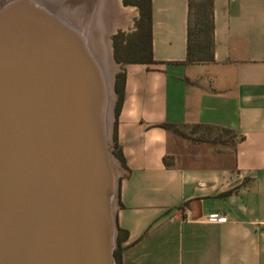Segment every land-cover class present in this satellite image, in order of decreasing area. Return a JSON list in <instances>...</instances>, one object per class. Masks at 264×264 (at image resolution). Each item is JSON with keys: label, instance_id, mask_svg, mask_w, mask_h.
<instances>
[{"label": "crops", "instance_id": "crops-1", "mask_svg": "<svg viewBox=\"0 0 264 264\" xmlns=\"http://www.w3.org/2000/svg\"><path fill=\"white\" fill-rule=\"evenodd\" d=\"M189 2L151 0L155 61L124 66L116 261L264 264V0H212L204 63H187Z\"/></svg>", "mask_w": 264, "mask_h": 264}, {"label": "water", "instance_id": "water-1", "mask_svg": "<svg viewBox=\"0 0 264 264\" xmlns=\"http://www.w3.org/2000/svg\"><path fill=\"white\" fill-rule=\"evenodd\" d=\"M97 1L0 0V264H117V71L87 24Z\"/></svg>", "mask_w": 264, "mask_h": 264}, {"label": "trees", "instance_id": "trees-1", "mask_svg": "<svg viewBox=\"0 0 264 264\" xmlns=\"http://www.w3.org/2000/svg\"><path fill=\"white\" fill-rule=\"evenodd\" d=\"M127 4L138 6L140 17L137 20V29L131 39L123 42L115 37L114 55L119 62L126 63H153V45H152V4L151 0H125ZM212 0H190L189 21H188V46L187 63H204L214 60V20L212 12ZM125 52V57L123 53ZM125 74L124 71L116 79L117 103L115 107L116 117L120 112L123 100V86ZM115 121V129H116ZM166 128L187 137L193 141H200L202 137H196L186 132L185 126L176 124H164ZM202 128L205 126L195 125ZM115 154L122 160L121 151L115 143ZM118 252L115 250V256Z\"/></svg>", "mask_w": 264, "mask_h": 264}, {"label": "rangeland", "instance_id": "rangeland-1", "mask_svg": "<svg viewBox=\"0 0 264 264\" xmlns=\"http://www.w3.org/2000/svg\"><path fill=\"white\" fill-rule=\"evenodd\" d=\"M120 2H121V6H120V4L119 5L116 4V2H114V0H110L109 5L105 4L102 7L101 14L97 13V17H96L98 19V17L101 16L100 19H102L106 23H108V25H109L108 27H109L110 32H111L110 37L112 38V41H113L112 45H113L114 50H115V46H114L115 37H118V40L123 42V45H125V40L131 39L134 32L136 31L137 20L140 17V12H139L138 6H136L134 4H127V3H125V0H120ZM99 7H98V9H99ZM125 55L126 54L124 52L123 57H125ZM114 58H115V62L117 63L116 64L117 65V67H116V71H117L116 79H117V76L121 75L123 73L125 64H123L122 62H119L116 59L115 55H114ZM115 83H116V81H115ZM115 90H116V85H115ZM116 93H117V91H116ZM117 98H118V95H117ZM116 103H117V101H116ZM115 118H116V116H115ZM184 130L188 133H191L192 135H194L196 137H204L205 133H206V129L199 128L196 126L187 127ZM213 134H215V133H213ZM222 135L228 136V134L226 132H224ZM113 142H114V139H113ZM113 146L115 148V143H113ZM114 153H115V151H114ZM118 160H119V158H118ZM119 163H120V160H119ZM121 170H122L121 166H119V174H120Z\"/></svg>", "mask_w": 264, "mask_h": 264}, {"label": "bare ground", "instance_id": "bare-ground-1", "mask_svg": "<svg viewBox=\"0 0 264 264\" xmlns=\"http://www.w3.org/2000/svg\"><path fill=\"white\" fill-rule=\"evenodd\" d=\"M114 2H116V4H118V5L120 4V6H121L120 0H114ZM97 3H99L98 5L101 8L99 6H97L100 9H98V12H96V16H95V13L94 14L91 13L92 14L91 18H89L90 21H88L87 24H88V26H90L89 27L90 29L96 30L99 35L104 36L103 39H104L105 44L107 45L106 49H104V50L107 53V57H108L106 63H107V66H108L109 70L112 73L113 71L116 70V67H117L116 64L117 63H115V61H114V59L112 57V54H111V45H110V43H111V39L112 38L110 37L111 36V32H110V29L108 27L109 25L104 20L100 19V17H101L100 15H99L100 17H98V19L96 18L97 17V13L101 14L102 7L105 4L109 5V0H102V1L98 0ZM69 4H70V6H69L70 9L80 10V8H81L80 5L76 1L71 2ZM92 6H89V8H87L86 10H91V8H93Z\"/></svg>", "mask_w": 264, "mask_h": 264}, {"label": "built area", "instance_id": "built-area-1", "mask_svg": "<svg viewBox=\"0 0 264 264\" xmlns=\"http://www.w3.org/2000/svg\"><path fill=\"white\" fill-rule=\"evenodd\" d=\"M213 218L216 219V218H218V217H217V216H214ZM223 219H224V218H223Z\"/></svg>", "mask_w": 264, "mask_h": 264}]
</instances>
